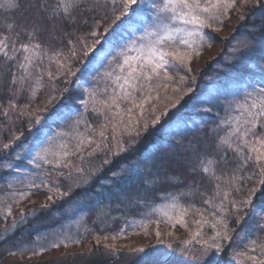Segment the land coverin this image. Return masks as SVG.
Segmentation results:
<instances>
[{
  "label": "snow or ice",
  "instance_id": "1",
  "mask_svg": "<svg viewBox=\"0 0 264 264\" xmlns=\"http://www.w3.org/2000/svg\"><path fill=\"white\" fill-rule=\"evenodd\" d=\"M235 4L236 0H57L56 5L50 9L46 0H36L31 7L37 13L47 14L49 18L63 17L74 22L73 13L77 10L102 13L104 16L106 26L103 27V33L95 30L101 27L100 21H96L94 30L88 34L92 39L91 44L87 43V37L76 36L74 40L67 39L64 47L56 49H50L35 39L37 29L34 24L31 31H28L26 25H17L15 21L7 23L6 31H0V59L4 66L10 65L6 68L11 73L6 91L12 99L8 100L7 107L0 103V115L12 121V114L16 113V119H28L30 130L34 127L33 120L36 128L30 131L31 139L27 143L21 139L23 132L13 134L7 143L0 137V171L10 170L7 187L13 189L19 184L25 189L13 190L0 197V201L4 202V206L0 207V215L6 219L12 214V203L7 201L18 203L33 191L47 190L61 197L68 195L59 186L53 188L48 183L46 166H52L54 170L61 166L68 168L71 165L68 158L73 155L80 154L83 162L99 152L108 153V158L99 168L90 170V174H95L102 171L105 164H110L112 158L133 147L142 132L148 131L150 124L153 127L160 124L162 118L168 116L181 99L178 97L173 101L172 97L165 96L164 101L168 107L155 115L157 106L152 102L160 101L161 90L166 91L173 82L169 69L180 66L191 72L188 65L193 56L200 54L205 43H211L210 33L205 30L213 28V25L222 27L224 17ZM19 8V0H0V9L4 11ZM15 28L20 30L13 33ZM21 32L28 35V42H18ZM102 40L108 44L107 48L103 47ZM113 42L118 46L113 47ZM261 59H264V55ZM85 60L94 67L86 69L85 66L73 71V61L83 65ZM95 68L104 70L96 72L92 84L83 88L81 95L84 98L78 101L83 111L73 109L74 115L69 114L67 119L58 116L61 124L51 134L40 127L46 119L48 105L57 100V88L53 82L58 77H74L77 73L94 71ZM246 72V68L238 72L225 100L214 105L222 107L224 115L217 112L211 127L199 125L200 129H206L203 135L186 136L191 125L181 118H177L167 129V135L174 145L182 146L183 154L191 157L187 161L190 173L193 176L200 174L213 184L211 193L201 191L200 180H190L185 188L176 192H162L160 197L164 202L151 208L149 213L163 217V222L173 227L180 225L185 229H188L186 218L196 217L192 220L195 230L191 231L189 239L180 244L181 252L191 258L192 264H221L219 256L225 250V243L231 245L234 240L232 233L236 232V229L230 227V216L233 213L229 205L237 211L241 210V205L248 209L244 216L236 219V225L241 230L236 232V249L233 250L232 258L240 264H264V238L260 235L264 233V201L259 212L253 203V195L258 189H251L242 200L230 199L233 192H241V185L254 176L259 177L257 184L264 187V72L258 79ZM187 80L188 77L181 76L180 84ZM46 83L51 85V89L43 106L28 110L29 105L26 104L18 108L16 101L25 90L31 101ZM76 83L79 85V80ZM68 91V88H64L61 96ZM187 91L192 92V89L188 88ZM197 102L203 103L199 100ZM149 104H152L151 109L147 107ZM203 111L212 112V109L206 108ZM88 114L103 116L98 129L88 121ZM148 115L153 117L150 121ZM209 139L213 141L212 144ZM93 144L95 147L85 156L84 149ZM14 147L17 150L8 159ZM169 147L166 142L155 144L151 151L138 158L123 177L128 183L115 189L116 198L123 202L129 197L128 190L143 189L147 192L164 183H184L180 176L168 174V161L174 154V149L164 151ZM209 147L214 149L211 155L208 153ZM229 153L233 154L234 159H229ZM19 161H26V165L21 167L17 163ZM230 164L235 166L229 168ZM248 168L251 171L241 175ZM84 171L83 167L76 168L78 174L83 175ZM83 182L88 183V178L84 177ZM196 193L202 197V204L206 207H197L194 202H181ZM48 200H52V195L48 196ZM135 202L144 204L145 200L140 198ZM43 206L47 207V204ZM38 211L33 209L29 213L22 212L19 219L13 220L10 228H5L0 235L6 238L25 223L26 216H34ZM149 222L133 220L131 225L126 224L125 227L140 224L146 228ZM75 223L79 226L80 220ZM155 223L159 225L161 220L157 219ZM205 226L212 230L211 235L205 234ZM124 231L121 228L117 235ZM117 235H113L112 239L115 240ZM156 235H161L159 230ZM43 239L37 235L35 242L39 243ZM68 240L71 237L64 236L59 243L50 246L59 247L60 243ZM167 248L175 251L176 246L168 243ZM39 250L43 252L45 249L41 247ZM135 251L144 253L145 249ZM161 264H168V261L164 260Z\"/></svg>",
  "mask_w": 264,
  "mask_h": 264
},
{
  "label": "trees",
  "instance_id": "2",
  "mask_svg": "<svg viewBox=\"0 0 264 264\" xmlns=\"http://www.w3.org/2000/svg\"><path fill=\"white\" fill-rule=\"evenodd\" d=\"M36 0H19L20 8L19 10H9L4 11L0 9V31H6L7 23L15 21L17 25H26L28 31H31L33 24L36 26L37 32L35 39H37L41 44L45 45L50 49H56L64 47L67 39H75L76 36L87 37V43L91 44L92 39L88 36L95 28L96 21H100L101 27L97 30L99 33H103V27L106 26L104 16L102 13L97 12H81L77 10L73 15L75 16V21L65 20L63 17L49 18L45 13H37L36 9L31 7ZM48 7L51 9L57 3V0H46ZM237 7V8H236ZM240 11V17L244 19L238 20V23L233 28L231 35L224 39L223 49L211 60L207 61L195 76H189L187 83L191 86L192 92H185L180 96V103L173 109L169 111V115L162 118L160 124L155 127L149 125L148 131L141 134L138 142L127 152L121 153L119 156L112 158L110 164H105L103 170L99 171L96 176L92 177L87 185L83 187H77L73 192L65 197V200L69 198L86 200L88 206L86 209V216L81 219L79 214L72 217L58 216L53 217L50 209L48 211H41L36 216H34L30 222H28L24 227H21V231H14L13 234L7 236L0 240V247L5 244V242L10 241L14 244L15 241L19 239H26L24 242L25 246H38L41 245L43 248L46 245L50 246L54 242H58L64 239V236L71 237V240H88L93 233L101 236L117 235L121 228H124L126 224H131L133 220L136 221H151L147 225H157L155 221L157 219L161 220L158 226L168 227L169 223L163 222V217L158 216L151 212V208L158 204H162L164 201L160 197L162 192H176L179 189L185 188L190 180H200L201 191H207L211 193L213 184L202 175L197 174L193 176L189 171L188 160L191 159L189 155L183 154L184 149L182 146H175L173 140L168 137L167 129L172 125V123L177 119L181 118L188 121L191 125L190 129L185 133L188 137H200L206 132V129H200L199 125L205 124L207 127H211L213 122L216 120V113L219 112L221 116L224 115V110L222 107L214 106L218 101H223L226 98V94L231 91L233 78L238 74V72L247 69L246 74L250 73L255 78H259L264 70H258L257 66L262 65L264 67V59L261 56L264 55V0H236V4L232 7L228 15L223 19V26L225 22L230 17L236 15V10ZM235 14V15H234ZM87 20V23L84 21ZM221 26L213 25V28L206 29L207 33H210L211 44L215 41L214 34L215 29L218 30ZM221 27V28H222ZM214 29V30H212ZM19 28L13 29L19 31ZM71 34V35H69ZM29 37L25 32H21L18 42H28ZM111 40V37H109ZM63 41V43H61ZM102 45L104 48L108 47V44L102 40ZM208 43H205L201 51L206 49ZM118 44L113 42V47H117ZM100 46H98L99 48ZM200 51V52H201ZM92 56V53H89ZM107 61H105V64ZM4 62L0 59V103L7 107V102L12 99V96L6 91L7 80L10 78L11 73L6 71ZM92 69L94 66L89 64L87 60L84 61L82 65L78 61H73V71L77 68ZM177 69H183L178 66ZM103 68H95L94 71H83L77 73L74 77H58L53 83L56 85L57 91L55 95L57 100L48 105V112L45 113L46 119L42 121L40 127L44 130L51 132L55 131L61 124V120L57 119L58 116H63L64 119L68 118L69 114L74 115L73 109L78 111H83L79 106L78 101L84 98L81 93L84 87H89L92 84V77L96 75V72H102ZM173 69H169V72ZM53 71H55V65H53ZM170 74V73H169ZM171 76L172 73L170 74ZM47 76L45 75V82H47ZM79 80V85L76 81ZM64 88H68L69 91L61 96V92ZM51 85L39 89L35 99L29 101L27 90L20 96L16 101L18 108H23L24 105L28 104V110H34L37 106H43L49 92ZM161 94V93H160ZM203 101V103L197 101ZM153 101L152 103H154ZM152 104L147 107L150 108ZM211 108L212 112H205L203 109ZM138 111V110H137ZM2 112V109H0ZM13 120L8 121L2 115H0V137L3 138V142L7 143L13 134H20L23 132V137L21 138L24 143H27L31 139L30 131H35V122L33 120L34 127L30 130L28 127L29 121L26 117L16 119V113H13ZM148 119L151 115H148ZM101 116H93L91 114L87 115L89 122L93 124L96 128L99 126ZM143 121L141 122V126ZM84 130V125H81V131ZM179 139V137H177ZM168 143L169 148L164 149V151H173V158L168 161V174L180 176L184 183L182 184H160L155 187L150 188L147 192L143 189L136 191L135 189L129 191V199L135 194V198H143L145 200L144 204H138L135 201L131 205H126V201H121L117 199L114 195L115 189L118 187L125 186L128 181L123 177L127 175V171L124 169L131 168L135 165L138 158L142 157L143 154L152 150L153 145L160 143ZM187 140L184 141L187 144ZM209 143L212 144L213 141L209 139ZM92 146V145H91ZM17 149L14 147L11 151L8 159H11V153H14ZM214 149L209 147L208 153L212 154ZM106 153V152H105ZM100 153H97L95 158L98 159V165L100 166L104 159L100 158ZM107 155V154H104ZM108 156V155H107ZM229 159H234L232 153H229ZM19 165L26 164V161L17 162ZM234 164H230L229 168L234 167ZM122 171L123 173L118 174L117 172ZM251 171V168L245 169L241 172L243 175L245 172ZM117 173L120 175L119 178L113 175ZM10 170L0 171V188L3 184L8 182V177ZM258 176H254L251 180L246 181L241 185L242 191L236 193L237 200H242L247 197L251 189L257 188V192L253 195V203L257 206V211H260V205L264 201V187H260L257 184ZM19 186L18 184L15 187ZM128 199V200H129ZM136 199V200H137ZM64 200V199H61ZM59 200L60 203L64 204L63 201ZM132 200V199H131ZM12 203V201H9ZM8 202V203H9ZM182 203L194 202L197 207H206L202 204V197L199 193H196L191 198H184ZM59 206L62 207L60 204ZM83 207H81L82 209ZM85 208V207H84ZM83 208V209H84ZM104 208V219L101 222L94 221V216L98 210ZM242 213L244 216L245 212L248 211L244 207ZM189 218V217H188ZM190 219V218H189ZM247 219V217L245 218ZM259 219V217H257ZM39 220L41 223L37 227H33V222ZM80 220L79 226L75 223ZM230 227L236 229V232L241 229L237 227L235 219L230 218ZM243 223V222H242ZM32 226L31 230L29 228ZM128 228V227H127ZM126 230V228H124ZM236 232L232 235L234 240L231 245L225 243V250L222 255L219 256L221 264H229V256L232 257L233 250L236 249L235 236ZM42 236L44 239L39 243L33 242V238L36 235ZM255 235V234H254ZM261 237L264 238V233H260ZM71 240L65 241L66 243H73ZM94 246V240H90ZM50 244V245H49ZM62 244V243H61ZM239 250V249H237ZM100 259V258H99ZM233 259V258H232ZM100 259V264H110L109 262H104ZM171 264H173L171 262Z\"/></svg>",
  "mask_w": 264,
  "mask_h": 264
},
{
  "label": "rangeland",
  "instance_id": "3",
  "mask_svg": "<svg viewBox=\"0 0 264 264\" xmlns=\"http://www.w3.org/2000/svg\"><path fill=\"white\" fill-rule=\"evenodd\" d=\"M235 10L237 11L236 15L234 14L235 16L227 19L224 27H220L218 30L212 29L215 31V41L212 44L210 43L209 45H207L206 49L201 51L199 55L193 56L190 65H188V67L192 69L191 72H189L185 67H182V70L173 69L169 72L173 75V82L166 91L163 89L161 90L160 101H155L153 103L157 106V112L155 113V115H159L161 111L168 107L167 102L164 101L165 96H170L173 98V101H175L176 98L182 96V94L187 92L188 88H191V86H188L187 83H183L182 85L180 84L181 76H195V73L198 72L199 68H201L207 61L218 55L219 52L223 49L224 39L228 38L231 35L233 28L241 18L240 11H238L237 9ZM257 69L264 70V67L260 65L257 66ZM151 107L149 109H151ZM105 115H107V113H105ZM152 118L150 117L149 121ZM102 120L103 116H101L99 122H101ZM98 128L99 126L96 127V129ZM127 142L128 141L126 140L125 143ZM94 147V144L92 146L86 147L84 149V155L87 156V153L90 152ZM99 153L101 154V159L105 160L106 158H108V153H105L103 151ZM95 156L87 158L82 162L80 160V154L73 155L68 158V160L71 161V165L68 168H64L63 166H61L60 168L54 170L52 166H46L48 171V183L53 188L59 186L61 191L68 192V195H70L73 190L78 187L77 185H79V187H83V185L88 184L83 182L84 177H87L89 182L91 178L96 176V174L99 172L97 171L95 174H90L91 169L99 168V165L97 163L98 159H96L97 157L95 158ZM25 165L26 164H22L20 166L23 167ZM77 167L84 168L85 171L83 175L76 172ZM124 170L127 171L130 170V168ZM61 173H63V175H61ZM69 173H71V175H69ZM117 173L120 174L123 172L120 170ZM120 175L115 176H117L116 178H119ZM7 183L3 184L0 188V197H3L5 193L13 190H25L19 184V186H14L13 189H9L7 187ZM49 195H52L51 201L48 200ZM67 196L61 197L59 194L49 193L47 190L33 191L29 196H27L23 200H20L18 203L12 202V214L7 216L6 219L3 215H0V233H2L5 228H10L13 220H18L22 212L29 213L33 209L39 210L34 216H36L41 211H48V209H52L51 212L53 214V217L65 216L73 218V216L77 214H79L81 217H85L87 213L86 209L88 208V206H91V204H88L86 200L81 199L72 200L71 198L70 200H68L69 198H67L65 200V197ZM135 197L137 196H135L134 194L132 195V198H128L129 200L127 199L126 205H131L132 202L137 199ZM234 197H236L235 192L232 193L230 199H236ZM59 200L63 201L64 204L60 203ZM45 204H47V207L43 206ZM60 204L62 205V207L59 206ZM3 206L4 202L0 201V207ZM81 207L85 208L81 209ZM229 209L230 212L233 213L230 218L235 219L236 221L238 216L243 215L242 212L244 210L242 209H244V206L241 205L240 211L232 209L231 205H229ZM104 214V208H100V210H98V212H96L94 216V221H103ZM34 216H26L25 223L21 224L14 231H19L21 227H24L28 222H30V220ZM189 218H186L188 229H185L180 225H176L175 227H173L172 225H169L168 227L147 225L145 228L140 224H137L135 226H129L128 228L124 227L126 228V230L123 232V234L117 235V238L115 240L112 239L111 235L107 236L108 239H104L105 236L99 237L97 233H93V235L88 240L84 241L81 239L78 243H60L59 247H51L46 245L43 252L39 250L42 247L41 245L25 246L23 241H25L26 239H19V241H15L14 244H11L10 241H7L0 247V264H100V259L104 262H109L110 264H161V262L164 260H167L168 264H171V262L173 264H192L191 258L184 255L180 250L181 242L189 239L191 231L195 230V225L192 224V220L196 217L190 216ZM40 224L41 223L39 222V220L34 221L33 227H37ZM31 227L32 226L26 229L31 230ZM157 230H159V232L161 233L160 236L156 235ZM14 231L10 232L7 236L13 234ZM31 231L32 233H34L33 230ZM204 231L206 235H211L212 230L207 226H205ZM169 233H172V235H169ZM3 238L5 237L0 235V240ZM35 238L36 237L33 238V242H35ZM91 239L94 240V246L89 243ZM168 243H172L176 246L175 251L167 248ZM139 248L145 249V252L139 253L135 251ZM228 263L240 264V262L235 261L230 256Z\"/></svg>",
  "mask_w": 264,
  "mask_h": 264
}]
</instances>
